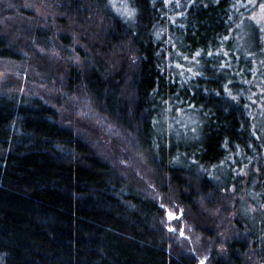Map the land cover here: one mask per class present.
Returning a JSON list of instances; mask_svg holds the SVG:
<instances>
[{
	"label": "trees",
	"instance_id": "1",
	"mask_svg": "<svg viewBox=\"0 0 264 264\" xmlns=\"http://www.w3.org/2000/svg\"><path fill=\"white\" fill-rule=\"evenodd\" d=\"M128 1L131 18L110 0H47L95 54L88 70L67 62L62 90L83 92L124 131L118 138L186 209L188 231L201 233L198 255L212 264H264V100L254 105L246 85L264 52V23L240 44L234 28L251 0ZM162 28L171 34L158 37ZM0 57H20L1 34ZM182 113L196 115L190 136L172 125ZM51 116L38 99L0 97V148H11L0 157V264H194L197 255L168 247L161 222L169 203L125 187ZM222 163L226 178L213 171ZM235 185L245 208L217 251L200 208L214 209L208 201Z\"/></svg>",
	"mask_w": 264,
	"mask_h": 264
},
{
	"label": "rangeland",
	"instance_id": "2",
	"mask_svg": "<svg viewBox=\"0 0 264 264\" xmlns=\"http://www.w3.org/2000/svg\"><path fill=\"white\" fill-rule=\"evenodd\" d=\"M165 1L166 4L167 2H173L175 5L181 3V0ZM110 3L116 13L123 18L132 17V7L128 0H110ZM262 5L264 0H251L244 9H241V12H247V15L241 18L242 20L237 23L238 27L234 28L241 34L235 39L240 44L244 41L246 43L251 32L250 26L257 24L262 27L264 23ZM51 6L47 0H0V34L9 46L20 53L18 59L0 57V97L15 102L40 100L51 112V118L59 126L69 129L93 155L107 162L116 178L125 187L149 199L169 203L163 207V218L167 219V222L164 223V220L163 224L161 222V227H164L165 236H167L168 247L179 249L178 253L187 258L197 255L194 264H212L213 261L209 255H198L199 244H201L199 239L202 235L197 231H188L183 221L186 209L183 206H175V202H178L175 201L176 198L160 189L163 184L158 182L138 151L130 150L126 138L121 137L122 140L118 138L124 131L118 130L113 122L100 111L98 105L83 92L81 95H66L62 90L65 86L63 79L67 62L71 61L88 70L93 66L95 54L91 52L80 33L73 27L67 24L62 25L57 21ZM161 32H165L166 35L171 34L162 28L157 32L158 37ZM181 58V64L193 63L186 57ZM260 60L261 62L255 61L256 69L253 70L252 77L246 80L248 92L251 91L258 98L254 104L256 106L263 104L260 99L264 100V52ZM168 115L167 113L162 117L164 125L170 124ZM195 117L196 115L191 113L179 114L171 119L172 125L178 127L181 132L188 128L190 136L189 131L196 126ZM10 150V147L0 148V157ZM124 157L126 161H123ZM253 166L256 167V165ZM213 171L226 178L227 165L222 163L214 167ZM247 173L249 171L246 167L243 174ZM239 188L235 185L228 192L220 194L218 199L214 200L215 203L209 200L210 206H214V209L200 208L201 215H208V219L213 222L212 232L215 236L210 238V241L217 251L223 250V243L228 239L229 230L234 228L233 219L237 217L238 211L245 208V206L241 208V201L246 196L236 195L243 186ZM167 197H172L174 201ZM245 203L252 208V202L249 199H246ZM169 216L171 218H168ZM176 222L177 225H175ZM183 241L186 246H183ZM194 245L196 247H193ZM195 249L199 252L197 253Z\"/></svg>",
	"mask_w": 264,
	"mask_h": 264
},
{
	"label": "snow or ice",
	"instance_id": "3",
	"mask_svg": "<svg viewBox=\"0 0 264 264\" xmlns=\"http://www.w3.org/2000/svg\"><path fill=\"white\" fill-rule=\"evenodd\" d=\"M115 6V5H114ZM262 8H264V5L261 6ZM129 15H131V13H129Z\"/></svg>",
	"mask_w": 264,
	"mask_h": 264
}]
</instances>
